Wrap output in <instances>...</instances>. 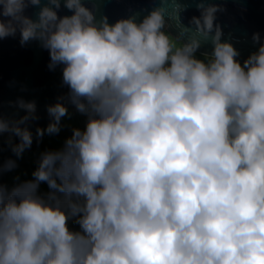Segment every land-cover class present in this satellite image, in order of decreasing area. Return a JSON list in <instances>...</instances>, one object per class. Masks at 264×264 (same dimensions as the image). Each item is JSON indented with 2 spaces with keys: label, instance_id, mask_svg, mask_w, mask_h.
<instances>
[{
  "label": "clouds",
  "instance_id": "obj_1",
  "mask_svg": "<svg viewBox=\"0 0 264 264\" xmlns=\"http://www.w3.org/2000/svg\"><path fill=\"white\" fill-rule=\"evenodd\" d=\"M224 2L158 0L110 23L98 0H0V41L19 32L63 66L68 92L35 139L59 135L70 105L86 116L31 179L6 185L18 164L0 155V264H264V42L253 33L241 61ZM9 105L24 114L0 99V154L8 133L21 159L37 105Z\"/></svg>",
  "mask_w": 264,
  "mask_h": 264
},
{
  "label": "water",
  "instance_id": "obj_2",
  "mask_svg": "<svg viewBox=\"0 0 264 264\" xmlns=\"http://www.w3.org/2000/svg\"><path fill=\"white\" fill-rule=\"evenodd\" d=\"M158 0H98L97 18L106 15L110 23L117 19L128 17L133 14L136 19L141 20L147 13L157 6ZM89 7L92 5L89 4ZM225 9L217 13V23L223 30L222 39L230 40L240 51L239 59L256 51L258 44L253 43V33L259 32L264 42V0H226L222 4ZM37 8L30 7L29 15L35 17ZM60 14H70L68 10L61 7ZM193 15H199L195 4H190L183 13V21L188 23ZM211 44L204 45L200 51H211ZM50 61L49 52L42 48L37 41L21 45L19 32L14 37H7L0 41V99L3 101V112L6 117L12 115H23V110L9 105V101L18 98L34 100L37 105V120L30 122L34 141L32 147L25 152L36 148L41 140L35 139L37 127H46L49 116L46 108L55 103L59 97L68 92L67 86L62 84V67L57 66L54 70L48 67ZM8 133L3 134L2 159H16L8 144ZM18 138H14L17 142ZM3 175L6 184V177Z\"/></svg>",
  "mask_w": 264,
  "mask_h": 264
},
{
  "label": "rangeland",
  "instance_id": "obj_3",
  "mask_svg": "<svg viewBox=\"0 0 264 264\" xmlns=\"http://www.w3.org/2000/svg\"><path fill=\"white\" fill-rule=\"evenodd\" d=\"M69 113L71 118H64V126L62 127L59 135H45L36 148H34L30 152H25L21 159L16 158L18 167L7 174L6 185L11 187L14 183H16L15 178L17 176H19L20 180L31 179V173L37 166V161L43 151L61 147L64 139L71 134V129L73 127H84L86 116L77 113L74 107H72L71 105L69 106ZM41 191L46 192L47 186L41 185ZM70 225L74 228L78 227L75 224H71V222Z\"/></svg>",
  "mask_w": 264,
  "mask_h": 264
}]
</instances>
